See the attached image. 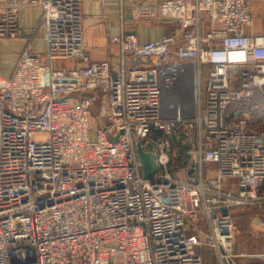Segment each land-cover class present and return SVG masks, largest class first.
Here are the masks:
<instances>
[{"label": "built area", "instance_id": "built-area-1", "mask_svg": "<svg viewBox=\"0 0 264 264\" xmlns=\"http://www.w3.org/2000/svg\"><path fill=\"white\" fill-rule=\"evenodd\" d=\"M253 1L139 2L135 19L178 32L114 38L151 65L113 72L107 62L55 64L84 58L81 0H0V41L37 7L46 42L42 54L27 45L0 76V264H203L201 241L187 234L198 214L207 245L231 261L236 210L264 202V128L249 130L247 108L229 113L264 89V35L247 33ZM173 61L207 67L192 119L161 113L159 78ZM96 105L105 121L92 132ZM135 137L156 156L151 180Z\"/></svg>", "mask_w": 264, "mask_h": 264}, {"label": "crops", "instance_id": "crops-1", "mask_svg": "<svg viewBox=\"0 0 264 264\" xmlns=\"http://www.w3.org/2000/svg\"><path fill=\"white\" fill-rule=\"evenodd\" d=\"M162 1L165 0H81L84 58L62 61L59 66L55 63L56 66L72 68L82 67L88 63L107 62L111 71L116 72L122 67L151 65L147 59L134 58L129 53L124 54L120 45L113 43L112 40L130 33L136 35L140 43H146L157 41L173 32L177 33L178 29L172 22L155 23L137 20L133 15V8L139 2L157 5ZM251 11L254 23L247 29V33L264 35V0H254ZM40 19V8L23 9L18 16L16 38L0 41V76L3 78L11 76L21 52L27 45L36 53H45L46 42L40 28ZM178 65L180 64L173 61L167 67L164 77L159 78L160 86L162 89L165 88L161 113L166 119L188 120L196 115V82L194 84L196 71L194 76V68L192 70L191 66V74L179 82V87H176L178 84L173 87L175 80L172 79L168 81L169 83H165V80L168 76L170 77L172 68ZM96 106L93 107L94 111H96ZM233 106L230 107L229 113L236 110ZM244 108L249 109V105L245 104ZM93 123L96 125L98 121L92 118L91 125ZM253 127L249 123V130L253 132L263 129V127L256 129ZM179 167L185 170V176L188 178L197 172V168H188L186 163L181 164L177 161L174 169ZM213 170V165H204V177H211ZM260 194L264 196V183ZM245 210L249 211V219L243 221L237 215L247 214ZM235 217L237 234L233 240V256L229 262L220 261L216 253L207 245L208 226L203 216L198 214L197 221L187 227V234L195 235L201 241L197 251L202 256L203 264H264V202L238 208Z\"/></svg>", "mask_w": 264, "mask_h": 264}, {"label": "rangeland", "instance_id": "rangeland-1", "mask_svg": "<svg viewBox=\"0 0 264 264\" xmlns=\"http://www.w3.org/2000/svg\"><path fill=\"white\" fill-rule=\"evenodd\" d=\"M62 61H57L56 64L59 66V64ZM191 66H192V70L194 68V76H195V71H196V76H195V80H194V84L196 82V95H197V90H198V86H203L205 83V77H206V73H207V67L202 66V67H198L194 62L192 61H186L183 62L182 64L178 65V66H174L172 68V72L170 77L168 76V78L165 80V83H169L168 81H171L172 79L175 80V83H173V87L176 86V84H178L176 87H179V82L184 78V77H188L191 74ZM201 72V74H200ZM164 77V76H163ZM181 77V78H180ZM180 78V80H179ZM194 79V78H193ZM164 80V78L162 79V81ZM178 80V81H177ZM167 81V82H166ZM177 81V82H176ZM195 86V85H194ZM162 98L164 99V94H165V88L162 89ZM164 90V91H163ZM170 94V93H169ZM162 99V100H163ZM197 100H198V95L196 98V113H197ZM245 104L249 105V111L251 112L250 114L248 113V121L251 125H253V128H264V89L262 91H258L254 94V97L252 99H248L247 101H244L243 103H236V105H234L233 107H235L236 109H240V108H244ZM95 109V108H94ZM100 107L96 106V111H92V118H95L99 123H102L105 121L104 118L100 117ZM195 113V114H196ZM93 115H95V117H93ZM95 129V125L94 123L91 125V131L93 132ZM42 138V137H39ZM179 156H182V152L179 150ZM178 156V157H179ZM177 157V158H178ZM247 211V210H245ZM239 217V219H242L243 221H246L249 219V211H247V214H241L240 216L237 215ZM237 217V218H238ZM236 220V217H235Z\"/></svg>", "mask_w": 264, "mask_h": 264}, {"label": "water", "instance_id": "water-1", "mask_svg": "<svg viewBox=\"0 0 264 264\" xmlns=\"http://www.w3.org/2000/svg\"><path fill=\"white\" fill-rule=\"evenodd\" d=\"M137 157L142 165V176L145 180H151L158 171L156 156L151 152V146L144 147L140 140L135 137Z\"/></svg>", "mask_w": 264, "mask_h": 264}]
</instances>
